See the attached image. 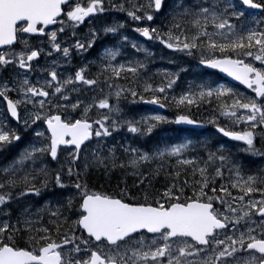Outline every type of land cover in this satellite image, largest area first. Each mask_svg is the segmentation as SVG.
Returning <instances> with one entry per match:
<instances>
[{
    "label": "snow or ice",
    "instance_id": "snow-or-ice-1",
    "mask_svg": "<svg viewBox=\"0 0 264 264\" xmlns=\"http://www.w3.org/2000/svg\"><path fill=\"white\" fill-rule=\"evenodd\" d=\"M126 22L251 94L211 80L169 97L183 67L141 84L154 54ZM126 47L144 59L118 62ZM128 96L177 114L137 119ZM202 104L216 139H154L202 128ZM0 107V264H264V167L244 159H264V0H0Z\"/></svg>",
    "mask_w": 264,
    "mask_h": 264
},
{
    "label": "trees",
    "instance_id": "trees-1",
    "mask_svg": "<svg viewBox=\"0 0 264 264\" xmlns=\"http://www.w3.org/2000/svg\"><path fill=\"white\" fill-rule=\"evenodd\" d=\"M126 28H127V30H129L128 34H130L133 38H135V40L138 41L139 43L144 44L145 47H147L154 54L153 57L151 58V61L147 62L148 63L147 71L150 70L151 68L161 66V64L171 63V65H177V66L188 65L189 69L193 68L194 70H196V68L198 67V69H200L203 72V75L211 76L214 80H220L221 79V77L217 73L210 72V71H204L200 66H198V57H187V56H184L183 54H180V53H173L171 50L164 48V46L161 45L157 41H149L146 44H145V42L142 43L143 40L138 37V34L130 31L131 26H126L125 29ZM110 43H112V40L103 39L102 42H99L97 44L98 49H101L103 46H106ZM124 51H127L129 56L135 54V50L131 49L130 47H126L124 49ZM90 54H91L90 52L87 53V55H90ZM137 55L140 56L142 58V60L144 59L142 54H137ZM77 64H79L78 63V57H77V55H75L73 60H72V65L75 66ZM190 76H193V75L190 74ZM143 77L144 76H142L141 80H140L141 84H142V78ZM119 83L123 84L124 86H128L127 82L124 80L119 81ZM123 102L125 103V105H127L126 108L129 109L128 111L130 113H133V110H135V109L138 110L139 108L144 107L142 105V102H133V98L131 96H128L127 100H122V103ZM203 105L206 106L208 104H202L199 106V108H197V107L191 108V115L193 116V118L197 119L198 121H203V119L206 117V115L201 114L202 110L205 108V107H203ZM167 114L175 117V114H177V109L174 107H171L169 105ZM205 123L210 128H213L212 124L207 123V122H205ZM202 131L203 130H198V129H194V128H183V127H180L176 124H162L161 128L159 130H157L156 136L154 137V139L158 138L160 136H165V137L171 138V142L176 143L179 141V139H182L183 136H185V135H187L188 138H193V139L200 138V133ZM215 137H216V135H215ZM149 143H151V141H149ZM11 158L12 157L9 155L8 159L6 160L2 156H0V166L7 164L11 160ZM50 190H52L51 187L48 189L47 193L45 194V198L48 196L51 199V192L52 191L50 192Z\"/></svg>",
    "mask_w": 264,
    "mask_h": 264
},
{
    "label": "rangeland",
    "instance_id": "rangeland-1",
    "mask_svg": "<svg viewBox=\"0 0 264 264\" xmlns=\"http://www.w3.org/2000/svg\"><path fill=\"white\" fill-rule=\"evenodd\" d=\"M119 14H117V16L114 17V19H118V20H121V22H124L123 21L124 14L123 13H119ZM119 16H121L122 18H119ZM126 26H131L130 31L134 32L133 29L135 27H137L138 25L133 24L131 22H126ZM156 26H159V24H157ZM123 31H124V34L125 35H128L130 37V39L135 40V38L131 37L128 34V31L129 30L124 29ZM108 38L109 39H112L113 36L111 34H109L108 35ZM143 42H145V41L143 40L142 43ZM112 44H108L106 46H112ZM101 51H103V47L101 49L97 50V51H93L94 52V55L92 57H86L85 54H84V58H81L78 55L77 57L79 58V64H81V63H88V61L95 60L96 57L98 56V54ZM128 58H139V59H142L136 53L134 55H130L129 56L128 55V52L127 51H124V56L121 57V58H118V62H121L122 63V62H124L125 59H128ZM41 64H43V60H41ZM178 67L187 68L188 71L186 73H181V78H180V81L178 82V85L179 86L175 87V89L173 91H171V92L168 93L169 97H171V96H177L182 90H185L187 88L189 82H192L194 84H198V83H200L202 81H211V80H214L211 76L203 75V72L200 69H198V67L196 68V70H194L193 68L189 69L188 68L189 67L188 65H180V66H177V65H171V63H166V64H161V66L154 67V68H151L150 70H148L147 71V74L144 75V77L142 78V83H143L144 80L149 79V78H151L153 81H157L158 82L159 80H161L163 78L162 77V72L164 70H168L170 72H176L178 70ZM92 70H93V72H95L96 71L95 67H93ZM190 74L193 75V76H190ZM220 83H226V82H220ZM230 86H232V85H230ZM241 93H243V94H251L249 92H241ZM122 104H125V103L123 102ZM169 105L171 106V99H169ZM171 107H174V106H171ZM193 107H196V106H193ZM203 107H205V108L202 110V113L201 114L202 115H206V117L203 119V121H208L215 114L213 112V109L215 108V105H211V106L210 105H206V106L203 105ZM125 110L128 111L129 109L126 108ZM0 111H2V107H0ZM156 113L161 114V115H164V116H167L169 120H174V118H175L172 115H168L167 112H160L158 110L150 109V108L145 107V106L143 108H139L138 110H136V109L133 110V113H131V114L132 115H135L136 118L139 119V116L140 115H144V114H156ZM13 127H15V124H14ZM160 128H161V125L158 128V130ZM216 138L217 137H215V133L212 132V131H209L208 134H204L201 139H208L209 141H211V140L216 139ZM117 139H120V137H117ZM53 167H55V165Z\"/></svg>",
    "mask_w": 264,
    "mask_h": 264
},
{
    "label": "flooded vegetation",
    "instance_id": "flooded-vegetation-1",
    "mask_svg": "<svg viewBox=\"0 0 264 264\" xmlns=\"http://www.w3.org/2000/svg\"><path fill=\"white\" fill-rule=\"evenodd\" d=\"M82 30H87V29H82ZM240 92H250V91H246V90H241L238 89ZM257 147H260V145L258 144ZM242 158L244 157V154H241ZM245 159V164L247 165L248 168H251L253 170H255L256 168H261L264 167V159H261L260 157H246Z\"/></svg>",
    "mask_w": 264,
    "mask_h": 264
},
{
    "label": "water",
    "instance_id": "water-1",
    "mask_svg": "<svg viewBox=\"0 0 264 264\" xmlns=\"http://www.w3.org/2000/svg\"><path fill=\"white\" fill-rule=\"evenodd\" d=\"M202 67H203V66H202ZM203 68H204V67H203ZM205 69H206V68H205ZM206 70L217 71L218 73H220L218 70H213V69H206ZM220 74H221L222 76H224L225 78L229 79L230 81H232L233 83L238 84V85H240V86L246 88L245 85L240 84L238 81H234L231 77H227L226 74H224V73H220ZM145 105H148V104H145ZM148 106H150V107H152V108H155V109H157V110H160V111H165L166 108H167V107H165V108H159L158 106H154V105H148ZM181 126L193 128V126H191V125H181ZM204 127H205V124L203 125L202 128H199V129H203Z\"/></svg>",
    "mask_w": 264,
    "mask_h": 264
},
{
    "label": "bare ground",
    "instance_id": "bare-ground-1",
    "mask_svg": "<svg viewBox=\"0 0 264 264\" xmlns=\"http://www.w3.org/2000/svg\"><path fill=\"white\" fill-rule=\"evenodd\" d=\"M127 29V28H126ZM173 134V133H172ZM189 134V133H188ZM179 135V134H178ZM176 136V135H175ZM179 137V136H178ZM182 137V136H181ZM184 137V136H183ZM193 137V136H192ZM176 138V137H175ZM177 139V138H176ZM180 140V139H179ZM175 142V141H174Z\"/></svg>",
    "mask_w": 264,
    "mask_h": 264
}]
</instances>
